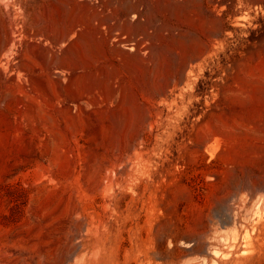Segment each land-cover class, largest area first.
<instances>
[{"label":"rangeland","instance_id":"374dc122","mask_svg":"<svg viewBox=\"0 0 264 264\" xmlns=\"http://www.w3.org/2000/svg\"><path fill=\"white\" fill-rule=\"evenodd\" d=\"M218 229L264 264V0H0V264H212Z\"/></svg>","mask_w":264,"mask_h":264},{"label":"water","instance_id":"95a60500","mask_svg":"<svg viewBox=\"0 0 264 264\" xmlns=\"http://www.w3.org/2000/svg\"><path fill=\"white\" fill-rule=\"evenodd\" d=\"M225 227L226 228H228V227L231 228V227H235V226H234V223H232L231 225H228V226H225ZM216 235H217V237H214V238H216V242H215L216 244L212 243V244H210L207 247V250L209 251L208 252V254H209L208 256H209V258L211 257L210 260L212 259L213 255H214L213 252H212V254H210V250L213 247H215L216 248L215 250L218 252V254H216V256H215L217 258L213 259L212 264H221L220 260L218 259V256H220V255H222L223 256L222 258L224 259V260H222L223 261L222 264H242V261L240 259L239 260L238 259L233 260V256L236 254V252L233 253L232 247H230V248L228 247L230 244L232 245V243L234 242L233 238L238 235V232H236L235 229L233 230V233H231L230 238H229L230 239V244L227 245V246H223L222 245V244H226L225 243V240H226L225 238L226 237L225 236H224L225 238L223 237L222 233L220 232V229H218V233ZM227 244H228V242H227ZM221 245H222V247H220ZM234 249H236V247H234ZM207 260H208V258H207V256H205L197 264H208Z\"/></svg>","mask_w":264,"mask_h":264}]
</instances>
